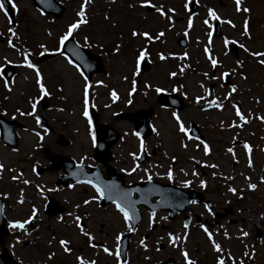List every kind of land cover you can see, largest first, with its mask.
Here are the masks:
<instances>
[{"label":"rangeland","instance_id":"1","mask_svg":"<svg viewBox=\"0 0 264 264\" xmlns=\"http://www.w3.org/2000/svg\"><path fill=\"white\" fill-rule=\"evenodd\" d=\"M60 1L66 6V12L58 19L42 14L32 0H13L18 6V10H15V26L9 24V19L0 13V28L4 29L7 36L5 44L0 43V65L6 60L18 65L10 80L3 76L0 66V112H7L4 113L5 116L15 118L25 126L18 129L17 148L8 147L0 139V164L3 165V170L0 171V192L4 194L7 203L8 225L16 220L27 219L33 206L37 209L35 218L25 225V229H13L15 236L6 237V245L21 264H79L76 258L81 256L85 261H94L95 264H117L115 256L108 255L103 248L116 250L115 237L126 228L123 226L122 216L111 207L102 208L99 199H93L91 190L85 191L77 187L75 190L61 189L57 192L54 185L58 171H45L37 175L34 170L36 166L49 165V159L44 156L46 147L52 153L67 154L86 162L93 161L91 155L94 153V130H89L87 120L82 115L85 79L73 65L67 63L65 54L55 51L59 36L66 31L68 24L77 19L75 14L83 0ZM191 1L150 0L151 4L165 11L174 9L172 13L166 12V16L173 17L170 22L155 9L141 7V0H92L86 6L89 23L73 34L84 46L83 38L88 37L92 47L87 48L103 58L104 70L96 73L92 80H87L90 85L89 108L94 105L99 113V123L112 125L121 134L113 148L120 162L117 161V166L122 169L134 168L141 151L140 140L134 137L132 131L134 123L117 114L121 111L129 113L152 108L154 111L150 125L156 132L153 131L144 144V148L151 153L140 167H136L135 178L139 175L141 178L147 175L162 178L171 168L173 173L180 175V184L188 178L196 188H201L199 181L203 179L206 181V188L220 195L221 205L234 204L236 209L237 221L225 222L222 226L211 229L212 240H209L206 232L194 230L187 239L180 234V239L175 240L174 244L165 240L167 246L160 250L154 243L143 241L141 244L142 239L137 236L129 251V264H157L159 259L170 254L177 257L180 264H185L184 252H187L188 258H223L226 264H240L241 261L243 264H264V183L261 182L264 177V120L257 118L264 117V66L259 65L256 59L239 47L243 43L250 51H264V0H241V7L250 9L248 13L236 12L235 0H195V10L190 9ZM186 2L189 4L188 10L184 8ZM208 8L216 11L222 20H232L236 25L232 28L229 24L220 22V34L212 36L210 54L220 62L217 68L211 67L204 52L210 29L203 21L207 18L213 26L215 22H219L207 16ZM189 15L193 22L191 29H187ZM105 16L108 17L107 20ZM246 18L249 21L250 39L241 36ZM8 27L13 28L16 37L8 33ZM133 29L148 31L154 37L161 31L165 35L159 40L147 41L139 36L133 38ZM186 29L187 36L184 35ZM49 32L51 35H48ZM224 38L236 40L237 43L230 44L225 49ZM9 39L18 48L31 53L29 59L37 65L50 93L46 96V107L41 106L44 96L39 93L35 70L22 66L23 58L9 47ZM41 43L48 48L47 53L55 52L56 55L38 62L37 54L42 51L39 48ZM117 44L121 45L119 53L113 51ZM142 47L148 51L145 60L150 66L147 70H142L140 66L139 74L133 75L135 58ZM160 53L167 59L160 60ZM184 53L188 54V58L180 59ZM236 60L243 61L242 68L235 64ZM181 67H184L183 74L179 71ZM232 69L236 70V74H230L226 82L225 79H220L221 72L231 73ZM171 72H177V75L172 77L169 75ZM205 72L209 77L217 79L205 77ZM241 73L247 78L242 79ZM5 80L9 82L11 90L5 88ZM133 80L136 81V91L129 96ZM145 84H150L151 87L145 88ZM232 84L237 86V91L229 100H224ZM156 87L176 94L177 99L183 100L181 107L176 109L174 106H163L159 101V93L155 91ZM173 88L177 91H172ZM205 89L210 92L206 99L219 100L223 104L221 109L207 107L204 101L199 105L195 102L197 96L205 95ZM113 90L118 96L116 100L111 96ZM129 100L131 103H128ZM32 101H37L36 111L32 116H22L17 112V109L20 112H31ZM233 104L246 116L247 123H242L236 117ZM174 111L180 115L187 128L192 123L200 126L209 140L208 156L204 154L202 146H197L199 143L196 140H188L178 131L171 115ZM37 116L40 124L36 123ZM221 121L224 122L223 127ZM233 122L240 126L229 128L228 124ZM36 133H40V136ZM58 140L61 142L58 143ZM236 140L243 143L231 146ZM245 143L251 147L250 154L244 148ZM185 144L187 147L182 146ZM230 147L233 149L232 153L227 151ZM249 155L252 167L248 166ZM208 164L218 167H207ZM193 170L199 175L193 176ZM185 172L187 175H184ZM13 176L17 179L13 180ZM228 176L233 179L228 180ZM245 177L250 179L245 180ZM25 180L29 183L25 184ZM248 183L257 184V188L248 189ZM229 186L237 188V194L230 193L227 190ZM48 196L59 199L66 210L52 216L47 213L44 205ZM85 200L89 203L85 204ZM75 216L83 218L86 226L78 227ZM60 217L63 219H59ZM80 228L93 239L89 241ZM242 232H246L247 236L241 235ZM176 237L179 236L174 234L173 239ZM60 240L69 242L71 252L63 251ZM94 241L107 243L99 248L92 245ZM213 242L221 246V252L215 251ZM229 256L232 257L231 260L228 259Z\"/></svg>","mask_w":264,"mask_h":264},{"label":"snow or ice","instance_id":"2","mask_svg":"<svg viewBox=\"0 0 264 264\" xmlns=\"http://www.w3.org/2000/svg\"><path fill=\"white\" fill-rule=\"evenodd\" d=\"M43 2H45L47 4V6H49V7L51 6L50 0H43ZM91 2H92V0H83V2L80 4L79 11H77L76 14H75L76 17H77V19L74 22L68 24L66 31L62 35L59 36L58 47L55 48V51L56 52H59L61 55H64V53H63V51L61 49L65 45V42L68 41L70 39V37H73V34L76 32V30L80 29L81 26L87 25L89 23L88 17L86 15V6L88 4H90ZM6 4L11 5V9L6 8ZM140 6L141 7L148 6V7L154 8L155 11L160 16H162V17L166 16V12L167 13L174 12V9H171V8H169V9H167L165 11L161 7H157L155 4H151L150 3V0H141ZM129 7H133V5H129ZM184 8L186 10H188L189 4L187 2L184 4ZM10 10H18V6L13 2V0H0V13H3V15L7 18L9 16V11ZM235 10H236V12H241L242 11L244 13H248L250 11V9L247 8V7H243V8L241 7V0H235ZM207 16L209 18H211L212 20L219 21L221 23H227L232 28H235V26H236L232 22V20H222L221 17L217 14V12L214 11L212 8H208L207 9ZM104 18L106 20L108 19L107 16H105ZM166 18L170 22L173 19V17L171 15H167ZM8 23L11 24L12 21L9 20ZM203 23L208 27V29H210V31L207 33V35H208V44L205 46L204 52L207 55V58H208V60L211 63V67L212 68H217L218 65L220 64V62L218 61V59L215 56H213V55L210 54L211 53L212 36H213V32L211 31V29L213 28V25H212V23H210L209 19H207V18L203 21ZM248 25H249V21L246 18L244 20V22H243V30L241 32V36L250 39L251 38V33H250V30H249V26ZM192 26H193L192 16L189 15L188 22H187V29H191ZM187 29L184 32V35L185 36L188 35ZM7 31H8L9 34H11L12 37H16V33L13 30L12 27H8ZM48 35H51V33L49 32ZM164 35H165V33L163 31L157 33L155 35V37L153 35H150V33L148 31H137L136 29H133L131 31V36L133 38L139 36L141 38H145L147 41H153L154 39L155 40H159ZM83 39H84V42H85V46L86 47H92V44L88 42V37H84ZM236 43H237L236 40H229L228 38H224V40H223V45H224L225 49H227L230 44H236ZM8 45H9V47L15 49L17 51V53H19L22 56V58H23L22 59V66H25V67H27L29 69L35 70L36 84L39 87V93H40V95L41 96H44V97L49 96L50 93L47 90V88L45 87V84L43 83V79H42V76H41V73H40L39 69L37 68V65L35 63H33L29 59V57L31 56V53L28 52L27 50H23L22 48H18L17 45L13 42L12 39H9L8 40ZM120 47H121V45L117 44L114 47L113 51L116 52V53H119ZM239 47L245 53H247L248 55H250L251 57H253L254 59H256V62L259 65L264 66V51H250L249 48L246 47L245 44H243V43H240L239 44ZM39 48L42 50L39 53V55H41V56L45 55L49 51L48 48L46 47V45L43 44V43H41L39 45ZM72 51L74 52V55L77 57L78 60H80L81 62L84 61V57H83V55L79 51H77V50H72ZM225 55H227V52H225ZM147 56H148V51H147L146 48H143L142 47V48H140L138 50V55L135 58V72L133 73V75H138L139 74L141 62L144 61L147 58ZM65 58L67 59V63L69 65H73L76 68L77 72H79L80 76L84 77L83 71L80 70L81 69V64L80 63H74V61L72 59H68L67 57H65ZM158 58L160 60H162V61L167 59V57L164 54H162V53L158 54ZM179 58L180 59H187L188 58V54L187 53H184ZM6 63H11V61H7L6 60ZM235 64L237 66L241 67V68L243 67V61L242 60H236L235 61ZM83 67L87 68V67H90V65H88L87 63H83ZM179 71H180V74H183L184 67H181L179 69ZM230 74H236V70L235 69H232L231 70V73L228 72V71L221 72L220 73V79H225ZM169 75L172 76V77H175L177 75V72H171V73H169ZM203 75L205 77L209 78V79H217V77H214V76L213 77H209L207 72L203 73ZM240 75H241V78L242 79H246L247 78L243 73H241ZM84 79H85V83H84V108H83L82 115L86 118L87 123H88V126H89V130H91V128H92V119H91V117L89 115V100H88V90H89L90 85L87 83V77H84ZM125 79H127V78L125 77ZM97 83H100V82L98 81ZM4 86H5V88H9V82L7 80H5ZM144 87L145 88H149V87H151V85L150 84H145ZM201 87H203V85H201ZM9 90H11V89L9 88ZM135 91H136V81L133 80L132 81V88H131V91L129 92V96H131L132 93L135 92ZM155 91L157 93H161V92H164L165 89L162 88V87H156L155 88ZM172 91H177V89L176 88H173ZM236 91H237V86L235 84L230 85V89H229L228 93L224 96V100H229V98L232 96V94L235 93ZM146 94L147 93H145V95ZM209 95H210V92L207 89H205V95L204 96H197L195 98V102L199 105L201 101H204L205 104L208 107H215L217 109H221L223 107V104L219 100H217V99H206V97L209 96ZM111 96H112L113 100L118 99L117 93L114 90L111 92ZM128 103H131V100H129ZM173 103H175V101H173ZM36 107H37V101H32L31 102V108H32V111L31 112H27V113L20 112L19 109H17V112H19L20 115H22V116L23 115L32 116L35 113V111H36ZM93 107H94V105H93ZM232 107L235 110L236 117H238L239 120L242 123H247V118L241 112L240 108L236 104H233ZM171 115H172V117L176 121V125L178 127V131L180 133H182L188 140H193V139L198 140L199 141V144L197 146L199 147L200 145H202L203 146L204 154L205 155H208L209 152H210L209 144L206 143L203 139H200L199 137H193L190 134V129L185 126V124L181 120L180 115L177 112L174 111V112L171 113ZM257 118L264 120V117H257ZM36 123L37 124H40L41 123L39 116L36 117ZM223 126H224V122L221 121V127H223ZM238 126H240V125H237L234 122L228 124V127L229 128L238 127ZM152 130L154 132H156V129L155 128H153ZM45 131H47V129H45ZM36 135L37 136H40V133H36ZM135 135L137 137H139L140 136V133L139 132H136ZM95 140H96V137H95V134L93 133L92 134V141H93V143H95ZM182 146L187 147L186 144L185 145H182ZM244 148H245V150L249 154L251 153V147L249 146V144L245 143L244 144ZM140 149H141V151L145 150V148H144V142H143L142 139L140 140ZM262 150H264V149H262ZM227 151L229 153H232L233 152V149L230 147V148L227 149ZM173 159H175V157H173ZM206 166L207 167H211V168L218 167L215 164H208ZM248 166L249 167H252V160H251L250 155H249V158H248ZM136 167H138V165ZM136 167L132 168L131 171H136ZM2 170H3V165L0 164V171H2ZM121 170L123 171V169H121ZM180 171L181 172H184L183 169H180ZM145 172H147V169H145ZM184 175H187V173L185 172ZM192 175L193 176H198L199 174L195 170H193L192 171ZM213 175L215 176V173H213ZM166 178L169 181L173 180L174 176H173V171H172L171 168H169L167 170V172H166ZM12 179L15 180V179H17V177L16 176H13ZM148 179L151 180V176H148ZM227 179L228 180H232L233 177L228 176ZM244 179L245 180H249L250 178L249 177H245ZM87 182L89 184H92V181L91 180H89ZM261 182L264 183V177L261 178ZM24 183L25 184H28L29 181L25 180ZM191 183H192V181H190V180H184L183 181V186L187 188V187H189V185ZM199 184H200V186L202 188H204V187L207 186L206 185V181L203 180V179H201L199 181ZM92 186L95 188V191L98 193V195L96 197H94L93 199L98 200V199H100V198H102V197H104L106 195L105 190L102 189L98 184H92ZM69 187H71V185H69ZM113 187H114L113 185H108L107 186V190H108L107 191V196H108V199L112 200V203L115 205V208L120 213L123 214V219H124V221L127 222V221H129V220L132 219V216H130V208H131L130 193H128V192H122V193H120L118 195V197L116 199H113V196L111 195V192H112ZM247 188L250 189V190H255L257 188V184H255V183H248L247 184ZM227 190L230 193H233V194H237V191H238L237 188L231 187V186H229ZM241 194H242V190H241ZM19 202L20 203H23V200H20ZM84 203L85 204H88L89 201L88 200H85ZM190 203L196 204L197 201L196 200H192V201H190ZM204 207L207 209L209 206L207 204H205ZM36 213H37V209H36L35 206H33L32 209H31V215L28 216L27 219H25L23 221L16 220L14 222H11L9 224V227L10 228H13V229H25V225L29 224V222L32 221L35 218ZM69 215H71V213H69ZM59 219L62 220L63 217H60ZM74 219H75V221L77 223V226L79 227L80 226L79 222H80V219L81 218L79 216H75ZM200 227L207 233L209 240H212V233L209 232L208 229L203 224H201ZM184 228L187 229L188 228V225L187 224H184ZM128 230L129 231H132L133 229L131 227H129ZM80 231L86 237H88L89 241H91L93 239V237L88 232H84L83 228H80ZM121 235L122 234H117L116 235L115 240L117 242L120 241ZM225 235H227V233H225ZM241 235L247 236V233L246 232H242ZM178 239H180V237H176L175 239H171V234H170V242L171 243L174 244L175 243V240H178ZM59 244H60V246H61V248L63 249L64 252H66V253L71 252V248L68 247L69 242L67 240H60L59 241ZM141 244H143V240H141ZM119 247H120V245H119V243H117L116 244V250L115 251H111L108 247H104L103 248V251L105 253H107L108 255L115 256V258L117 260V264H120V258H121V253L119 251ZM213 248L215 249V251L217 253H219V252L222 251L221 246L219 244H216L215 242H213ZM182 254H183L184 258H185L186 264H195L194 261H192V260H190L188 258L187 252H184ZM76 259L79 262V264H95L94 261H85L82 257H77ZM228 259L231 260L232 257L229 256ZM217 264H225V260L223 258H218ZM240 264H243V262L241 261Z\"/></svg>","mask_w":264,"mask_h":264},{"label":"flooded vegetation","instance_id":"3","mask_svg":"<svg viewBox=\"0 0 264 264\" xmlns=\"http://www.w3.org/2000/svg\"><path fill=\"white\" fill-rule=\"evenodd\" d=\"M114 152L112 150L111 161L108 162L109 167L114 168L113 173H109V168L103 162H86L82 160L78 162L85 165V170L91 173L92 167H95L97 173H102L104 178L103 185H113L114 192L130 193L131 206H133L132 209L134 211L132 212V218L137 213L141 219L136 230L129 231L128 228L132 226V221L126 222L122 218L123 226L126 228L118 232V234H122L121 237L131 232L129 237L130 246H132L134 239L139 236L144 242L154 243L159 249L164 250L167 246L165 240H170V234L171 239L174 238V234H177L179 237L181 234L187 239L194 230L204 232L200 227L201 224L211 232V229L220 227L225 222L231 223L237 221L234 204L221 205L220 195L215 191L206 187L196 188L192 183L186 188L183 184H180V181L174 174V178L171 181L166 178V175H163L162 178L161 176L154 175H147L143 178L139 175L138 178H135L137 175L134 171H131L132 168L124 167L122 171V168L117 166L118 160ZM174 164L176 163L174 162ZM137 165L138 167L141 166L138 163ZM137 165H134V167ZM148 176H151V180L148 179ZM68 184L71 187L69 185L67 187L58 185V189L79 187L85 191L90 189L98 195L95 188L90 184L75 183L73 180H69ZM106 189L107 186L105 187ZM141 192L146 197L141 198ZM149 194L151 197H147ZM214 196L215 199L213 198ZM192 200H196L197 203H190ZM205 204L209 206L207 209L204 207ZM107 207L117 210L113 203H108L103 208ZM184 224L188 225L187 229L184 228ZM145 226H147V229ZM176 229L179 230L177 231ZM169 256L174 257L172 254ZM174 258L176 264H180L179 259L177 257ZM163 259H159L157 264H160V261ZM190 260L195 261L196 264H217V260L210 259L208 256L206 258L196 257Z\"/></svg>","mask_w":264,"mask_h":264},{"label":"water","instance_id":"4","mask_svg":"<svg viewBox=\"0 0 264 264\" xmlns=\"http://www.w3.org/2000/svg\"><path fill=\"white\" fill-rule=\"evenodd\" d=\"M35 2V4L43 9L45 12H51L56 14V17H61L60 15L63 14V12H65V7L58 2L57 0H50V4L51 6H47V4L45 2H43V0H33ZM6 8L11 9L10 5L6 4ZM9 13L13 16V12L12 10L9 11ZM217 29L219 30V25L217 27ZM91 58L96 60V64L98 65V68H101V64H100V58L96 55H91ZM80 61V60H79ZM83 66V63H87L85 61L81 62ZM11 69H15L14 66L10 67ZM9 68V69H10ZM85 69V71L89 74L93 71V69H91L90 67H83ZM92 74V73H91ZM89 74V76L91 75ZM172 98H170L169 95H162L160 98V101L163 104L166 105H172V104H176L173 103V101L171 100ZM151 113L152 110H146V111H138L132 114H122L126 117L131 118V120H133L136 124V126H138L139 129H141V133L143 135H146L149 131L148 129V125H149V121L151 118ZM97 113H94L93 115V120L96 123L97 126V149L101 154H104L110 145V142L112 141L111 139H115L118 137L117 132L109 127V126H103L100 127L97 123ZM1 123V127H2V138L7 141L8 143L12 144L13 146H16L18 144L17 140H16V134L15 132H13V129L15 126H20V124L15 121H9L7 119H1L0 120ZM146 131V132H145ZM145 132V133H143ZM150 132V131H149ZM48 153V150L47 152ZM51 161H52V167L50 169H57L60 168L61 166L64 167V170H66L67 172V176H71L74 173H77L78 170L75 168L74 166V161L69 158V157H63L60 155H51ZM106 161V160H105ZM93 183H96V180H92ZM49 209H47V211H49L51 214H56L62 211V208H58L57 205L55 204L54 200H50L49 204H48ZM5 216L3 213V200L0 197V243L4 242V236L8 233V229L5 226ZM128 237L129 235H126V238H124L122 240V255L125 256L126 251L128 250ZM0 257L3 259L4 264H18L14 258H12L10 255H8L6 248L4 249V251L0 254ZM168 262L164 263L167 264Z\"/></svg>","mask_w":264,"mask_h":264}]
</instances>
